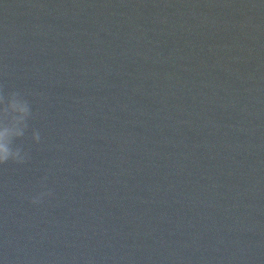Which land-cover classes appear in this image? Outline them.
<instances>
[{"label": "water", "instance_id": "1", "mask_svg": "<svg viewBox=\"0 0 264 264\" xmlns=\"http://www.w3.org/2000/svg\"><path fill=\"white\" fill-rule=\"evenodd\" d=\"M0 87V264H264V0H0Z\"/></svg>", "mask_w": 264, "mask_h": 264}, {"label": "clouds", "instance_id": "2", "mask_svg": "<svg viewBox=\"0 0 264 264\" xmlns=\"http://www.w3.org/2000/svg\"><path fill=\"white\" fill-rule=\"evenodd\" d=\"M32 115L28 100L20 92L12 91L6 95L0 87V165L8 162L24 164L30 160L29 153L15 141L25 136ZM32 140L36 143L40 142L41 136L38 130L32 132ZM51 195L50 190L43 191L31 197L30 202L39 205L45 197Z\"/></svg>", "mask_w": 264, "mask_h": 264}]
</instances>
